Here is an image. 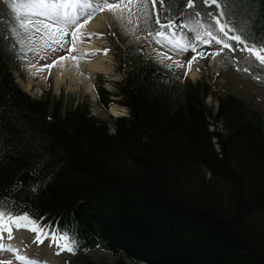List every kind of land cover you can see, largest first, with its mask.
I'll use <instances>...</instances> for the list:
<instances>
[{
    "label": "trees",
    "instance_id": "obj_1",
    "mask_svg": "<svg viewBox=\"0 0 264 264\" xmlns=\"http://www.w3.org/2000/svg\"><path fill=\"white\" fill-rule=\"evenodd\" d=\"M188 7L162 3L177 26L170 32ZM221 9L229 36L235 26L247 44H264V0H224ZM116 34L123 79L115 92L101 80L94 91L105 110L120 105L128 116L104 122L89 104L65 109L51 88L35 99L19 86L0 4L4 210L74 238L67 264H109L96 251L116 264H264V111L205 81L180 85Z\"/></svg>",
    "mask_w": 264,
    "mask_h": 264
},
{
    "label": "rangeland",
    "instance_id": "obj_2",
    "mask_svg": "<svg viewBox=\"0 0 264 264\" xmlns=\"http://www.w3.org/2000/svg\"><path fill=\"white\" fill-rule=\"evenodd\" d=\"M93 2L95 3L97 0H93ZM107 2L117 4L121 0H107ZM0 4L3 9L8 45L16 56V63L13 67L17 82L32 98H40L45 91L51 88L55 98H64L65 109L74 108L79 103L89 104L93 116L108 122L111 109L108 111L101 107L97 99L93 97L92 87H86L85 84L89 82L94 86L96 82L98 83L101 80L107 83L105 87L111 92L117 90L115 84L121 82L123 76L118 72V65L115 62L110 44L111 35L117 33L126 47L144 49L149 55L150 62L161 70L174 74L179 79L180 85L187 82L205 81L212 86L215 94H231L240 97L264 111V66L243 51V45L232 42L224 37L223 33L214 32L213 34L219 35L232 44L234 50L224 48L223 45L215 42L203 43L200 36L203 35L204 29L212 22L209 13L215 15V11L207 12L198 1H194L193 7H188L186 10L182 28L177 33L185 38V42L194 45L195 51H180L174 45L164 46L157 43L153 35H149L150 32L155 34L160 29V24L156 23L157 17L160 18L161 24H168L161 15L162 3L157 0L154 6L155 10H153L152 4L149 3L147 10L142 5H134L127 10L123 9L122 6L121 9H117L115 12L108 9L97 12L80 30L82 35L77 41L80 51L77 53L76 49L72 50L71 43L66 44L63 50L52 51V48L58 49L59 45L49 40L43 31L37 32L35 27L32 26L29 27L28 31L19 27L12 0H0ZM196 13H198V16L195 15ZM100 17L105 19L102 27H98L99 21H101ZM33 19L38 22L42 18L34 17ZM81 22L83 23V21ZM90 24L94 26L93 30H87L86 25ZM184 25H188V27H184ZM192 29H195V31H192ZM164 31L170 32V29L165 28ZM64 39L70 41L72 38L71 36H65ZM204 39H207V37ZM20 41H23V43H20ZM46 43L51 47H46ZM84 43L96 45L100 52L93 54L83 52L82 46ZM61 57H66V59L61 60ZM72 57H76L73 63L77 59L79 62L88 63L84 70L80 69L78 67L79 63L76 62L74 77L66 72V69L70 68L69 66L63 67L67 66L65 63H69V59ZM100 57L105 59L102 64V71L100 73L93 72L94 65L100 62ZM54 65L60 68L56 70ZM39 67H48L49 69L52 67V70L47 72L45 69H38ZM58 70L64 73V79L62 83H57V86H60L56 88L55 80ZM193 73L197 77L191 79L190 75ZM74 78L78 81L73 84L72 80ZM81 79L86 83L82 84ZM27 86L30 88L28 89ZM207 103L210 107L216 109L217 104L213 97L208 98ZM114 107L117 113L120 114L114 118L128 116L126 108L120 105ZM10 226L12 227V233L21 231L25 235L15 240L14 243L20 255L42 261L44 264H67L72 258V252L61 250L59 245L52 239L55 233L42 229L47 238H44L43 243H39L37 241L39 233L31 231L30 228ZM91 257L97 262L116 264L113 257L99 251L92 253ZM12 260L14 263H12ZM0 261H10L11 264H17L18 262L16 259L6 257H0ZM20 263L23 264V262H18V264ZM130 264L134 263L130 262Z\"/></svg>",
    "mask_w": 264,
    "mask_h": 264
},
{
    "label": "snow or ice",
    "instance_id": "obj_3",
    "mask_svg": "<svg viewBox=\"0 0 264 264\" xmlns=\"http://www.w3.org/2000/svg\"><path fill=\"white\" fill-rule=\"evenodd\" d=\"M157 0H121L120 3L111 4L107 0H12L13 8L17 13V20L19 21V27L23 28L25 31L29 30V27H35L36 31H43L49 40H52L59 48H52V51L63 50L66 44L71 43L75 50V44L82 35L80 30L84 27V24L88 22L95 14L104 9L111 10L115 12L117 9L127 10L130 6L142 5L145 10H147L149 3L155 6ZM163 3V0H160ZM205 3L209 5H215L217 8V13L214 15L209 13V18L212 21L209 23L208 27L204 29L203 35L200 36L203 43L215 42L216 44L223 45L224 48L232 49V44L228 43L225 39L221 38L219 35H214L213 33H223L224 37H227L231 41H235L240 45H244L242 49L250 57H254L259 61L260 65L264 66V44L257 46L255 44H247V37L243 35L241 29L232 26L229 31H232L233 35L229 36V32L226 28H229L228 22L221 23L218 17H223L225 12L221 9V4L224 0H204ZM189 7H193L192 0H186ZM195 15L198 16V13ZM34 17H39L37 22ZM83 21V23L81 22ZM131 23V21H129ZM157 24H160V29L155 33H149L153 35V38L157 43L164 46L174 45L179 48L180 51H195V46L190 45L185 42V38L179 36L175 32H165L164 29H171L177 27L172 22L168 24H161L160 18L156 20ZM199 23V21H197ZM218 26V27H217ZM188 27V25H184ZM195 31V29H192ZM65 36H71V40H65ZM207 37V39H204ZM23 43V41H20ZM46 47H51L47 43ZM219 54V53H217ZM61 60L66 59V57H61ZM73 60L76 57H72ZM191 64V62H189ZM42 70V69H41ZM10 225H15L17 228H30L31 231L39 233L37 236V241L43 243L44 238H47L43 233V230L27 215H16L13 216L10 212L4 210V204L0 202V232H6L7 238H12V227ZM4 237L0 236V250L16 253L17 249L5 245L3 241ZM52 239L59 245L60 249L63 251L72 252L74 250L75 240L68 236L67 233L54 234ZM16 259L23 262V264H44L42 261H38L23 255H16ZM0 264H11V262L0 261Z\"/></svg>",
    "mask_w": 264,
    "mask_h": 264
},
{
    "label": "bare ground",
    "instance_id": "obj_4",
    "mask_svg": "<svg viewBox=\"0 0 264 264\" xmlns=\"http://www.w3.org/2000/svg\"><path fill=\"white\" fill-rule=\"evenodd\" d=\"M102 18H104V16H102ZM100 20L101 21H99V25H98V27H102V24H103V22H105V19H101V17H100ZM93 25L92 24H90V25H86V28H88L87 30H93ZM84 34H86V33H84ZM82 48H83V52H87V53H98V52H100V50H99V48L96 46V45H94V44H90V43H84V45L82 46ZM75 49L77 50L76 51V53L77 52H79L80 50V48H79V46H77V42H76V44H75ZM71 52H72V50H71ZM81 53V52H80ZM78 57V56H77ZM100 62L99 63H96L95 65H94V71L93 72H101L102 71V68H103V66H102V64H103V62L105 61V59H103L102 57H100ZM75 63H73V59L71 58V59H69V63H65L67 66H63V67H70V68H67L66 69V72H68V74L69 75H71V77L73 76V73L74 72H76V70H75V64H76V62H78L79 63V65H78V67L80 68V69H86V65H88V63L86 64V63H82L81 61L79 62V60L77 59V61H74ZM98 62V61H97ZM51 64V63H50ZM54 64H56V63H54ZM49 65V64H48ZM93 65V64H92ZM49 66H51V65H49ZM55 66V65H54ZM62 67V66H61ZM63 67L61 68L62 70H63ZM54 68H56V70H57V68H60V67H58V66H55ZM53 68V69H54ZM38 69H45L47 72H49V71H51L52 70V67H51V69H49L48 67H45V68H42V67H39ZM65 69V68H64ZM77 69V68H76ZM64 73H62V71H57L56 72V80H55V82H56V88H58L59 86H57V83L59 82V84L60 83H62L63 82V79H64V75H63ZM74 77V76H73ZM197 77V75L195 74V73H193V74H191L190 75V78L191 79H194V78H196ZM82 78V77H81ZM77 81H78V79H76V78H74L73 80H72V83L74 84V83H77ZM80 82V81H79ZM81 82H82V84H85L86 83V81H84L83 79H81ZM86 87L88 86H91L92 87V89H93V86L89 83V82H87L86 84ZM27 88L29 89L30 87L29 86H27ZM95 93H94V91H93V97H94V99H96L95 98V95H94ZM111 114L112 115H114V116H119L120 114H118L117 113V111L115 110V107L113 106L112 108H111ZM31 234V233H30ZM23 234L21 233V231H17V232H15V233H12V238L11 239H9V238H7V233L5 232H0V236H3L4 237V239H3V243L5 244V245H7V246H9V247H12V248H15V249H17V252L16 253H12V252H7V251H2V250H0V257H6V258H10V259H16V255H20L19 254V251H18V248L16 247V245L14 244L16 241L15 240H18L19 238H21V236H22ZM23 236H25V235H23ZM27 236V235H26ZM26 239V238H25ZM22 241V240H21ZM23 242V241H22ZM27 242V241H26ZM18 243V242H17ZM19 243H21V242H19ZM43 259V258H42ZM16 261H18V262H21V261H19V260H17L16 259ZM18 262H17V264H18ZM12 263H14V261L12 260ZM20 264H22V263H20Z\"/></svg>",
    "mask_w": 264,
    "mask_h": 264
}]
</instances>
